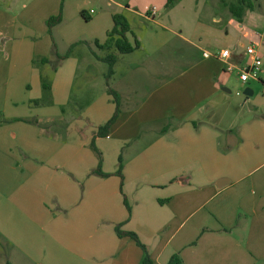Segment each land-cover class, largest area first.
Here are the masks:
<instances>
[{"label":"crops","instance_id":"obj_1","mask_svg":"<svg viewBox=\"0 0 264 264\" xmlns=\"http://www.w3.org/2000/svg\"><path fill=\"white\" fill-rule=\"evenodd\" d=\"M218 1L222 10L202 7V17L197 6L199 22L135 12L141 24H151L137 33L127 20V38L139 49L117 55L103 88L89 79L95 68L104 71L95 42L105 43L110 25L98 22L84 37L81 13L85 23H95L92 9L74 2L69 16L65 0H35L29 6L15 1L14 7L11 1L2 11L6 44L37 46L36 55H7L6 67L21 78L25 97L10 107L6 96L0 101V238L22 253V261L142 264L134 241L116 236L120 225L138 237L153 264H166L174 254L183 264H264V131L260 123L252 130L234 104L242 100L238 88L248 95L242 108L253 104L249 81L239 79L252 58L233 32L249 39L244 21L255 19L256 6L234 28L225 5L231 3ZM60 12L61 23L48 34L46 21ZM72 17L76 25L68 22ZM259 36L252 33L264 45ZM78 44L90 57L74 54ZM226 50L223 60L219 54ZM66 54L55 69L41 62ZM227 65L232 72H225ZM257 83L264 85V78ZM108 90L118 94L120 113L109 135L96 138L115 112ZM79 108L77 118L72 109ZM255 112L264 117V106ZM92 140L107 177L92 174L98 163ZM119 158L121 177L115 174Z\"/></svg>","mask_w":264,"mask_h":264},{"label":"rangeland","instance_id":"obj_2","mask_svg":"<svg viewBox=\"0 0 264 264\" xmlns=\"http://www.w3.org/2000/svg\"><path fill=\"white\" fill-rule=\"evenodd\" d=\"M13 1V7L15 6V1L17 3L21 1V3H24L25 5L29 6L33 3L35 0H0V16L3 15L2 11L6 10L7 5ZM228 3H235L236 0H224ZM67 2V3H66ZM78 2L80 6L84 7L86 11L93 10L94 15H92V19L94 20V17H98L95 23H85L83 18L82 20V27H83V36L90 38L95 33V24L98 22H101V25L104 23H107L110 25V30L113 27V22L111 19V15L114 14H121L123 15L126 20L131 24L134 31L137 33L142 32L143 30L147 29V27L150 26L151 23L142 20L144 23H140V18L136 15L137 13H142L145 15L146 12L151 11L152 9H155L158 13L157 18L159 15H161L159 18L162 21H168L169 17L174 19L175 22H179V20L182 18L183 15H188L192 17L195 22H199V19H197V6H199V14H201L200 17L203 16L204 11L208 7L216 6L219 10H222V5L219 3V1L215 0H174L170 5H167L168 0H65L66 3V9L67 14L70 16L71 10L70 6L72 3ZM114 3H118L119 5H123V7L118 8ZM62 4V2L60 1ZM255 19L249 17L245 19L244 26L248 29L249 39H243L240 37V31L236 30V33L233 32V38L235 40L241 39L243 42V51L248 47L250 42H253L255 50L260 54L261 62H264V45H262L261 41L258 39L260 37V34H264V0H257V3L255 4ZM125 7L130 8V11H126ZM204 7V11L201 12L200 8ZM14 10V8H13ZM12 10V11H13ZM227 14L228 11H226ZM13 14V13H12ZM226 14V13H225ZM4 16V15H3ZM74 17L69 19L68 22L74 23ZM234 25L233 27L236 28V24L238 21L234 19ZM237 21V22H236ZM80 24V23H79ZM76 25V24H75ZM162 30V29H161ZM255 33V35H258V37H252V33ZM130 36V35H129ZM131 37V36H130ZM262 37V36H261ZM250 41V42H249ZM20 43V40H18L15 44L8 43L6 44L5 40H3L2 35L0 36V101L4 102L3 98L5 96L7 97V104L8 107H10L15 101L18 99H24V93H21L19 91V85L22 83L21 78H17L18 75L14 74L11 75L8 70V65L10 63V60L8 61L7 55L16 54L17 52L23 53V54H30L33 53L36 55V45H18ZM83 44V43H82ZM75 48V47H74ZM96 52V49H94ZM64 52L67 51V49L63 50ZM61 51V53H64ZM74 54H76L80 59L84 57H90L88 51L84 49L83 45L78 44V46L73 50ZM11 53V54H10ZM118 54L114 49L111 50H101L98 51L99 56L105 57L109 54ZM32 55V54H30ZM35 57V56H34ZM40 59L34 58L33 63L36 68L41 69V62ZM122 61H120L121 63ZM82 63V60H81ZM7 66V67H6ZM102 70H99L98 68H95L94 70L90 71L91 76V83H96L100 88L104 87L105 81H107L106 75L108 72V65L106 63L100 65ZM174 67H178V65L174 64ZM4 70V71H3ZM5 70H8L7 72ZM259 76L264 78V74L259 73ZM81 75V78L78 81L81 83V80H83ZM231 79L234 80L237 83V80L235 79V75H231ZM249 84L251 85V88L254 92L253 96L250 97V100L253 101V104L248 107L245 105L242 108V102L244 100V90L239 89L238 91L241 92L242 100L239 101V99H236L235 101V112L241 111L244 112L246 117L250 118V124L251 129L254 130L257 123L261 124V131H264V117H261L260 114L255 112L256 106H264V85H261L257 83V80H250ZM233 94V95H232ZM231 96H235V92H232ZM247 97V96H245ZM238 98V97H236ZM43 102L39 101V104H42L43 106H47V102L45 100H42ZM255 102V103H254ZM239 104V105H237ZM35 106V105H32ZM38 107V106H37ZM36 108V107H33ZM73 115L77 118L81 117L83 114V109H72ZM123 111V110H122ZM251 130V131H252ZM125 146H123L124 148ZM127 147L124 149V154H127L126 152ZM122 153V152H121ZM121 164H124V161H127V156L125 157V160H121ZM117 171V170H116ZM118 176V175H117ZM119 177V176H118ZM22 253L19 252L18 249L11 247L9 245V242L5 238H0V264H28L26 261H22L20 259V256ZM67 260L69 261L68 257ZM71 262V261H69ZM36 264V263H34Z\"/></svg>","mask_w":264,"mask_h":264},{"label":"trees","instance_id":"obj_3","mask_svg":"<svg viewBox=\"0 0 264 264\" xmlns=\"http://www.w3.org/2000/svg\"><path fill=\"white\" fill-rule=\"evenodd\" d=\"M174 0H168L167 5H170ZM223 2V0H220ZM257 0H236L235 3H231V4H225L226 7L228 8L229 13L231 14V16L237 20L238 22L242 21V18L244 16V14L246 13V11H253L255 4H256ZM82 18H84V20L88 21L89 19L85 16V13L82 12L81 13ZM62 21V17H61V12L56 15V16H52L50 17L47 21H46V27L48 30V34L51 33V30L56 27L57 25H59ZM112 22H113V27L112 29L107 33V38L106 41L103 45H99L97 42H95V46L101 50L107 49V50H111L114 49L118 54H109L105 57H99L97 56V59L100 60L103 63H106L108 65V72L106 75V78L108 79L111 75H112V68L113 66L116 64L117 62V55H126V54H130L133 53L134 51L139 49V43L136 40H133L132 42H130L127 38L128 34H132L131 33V29L130 26L126 20V18L121 15V14H114L112 15ZM73 48V46H71L68 49V54L71 51V49ZM66 54L63 57L57 56L55 55V60L53 62L49 61L48 59H42L41 62L45 63V64H50L52 63L54 66V69L56 67V65L65 57H67ZM44 89L48 88L46 84L43 85ZM108 95L111 96L112 102L115 105V112L112 115V117L103 125L99 126L96 130L95 133V137L96 138H105L109 135L110 129L113 126V124L116 122L118 115H119V96L117 93H115L112 90H108ZM2 121L0 120V123ZM90 149L92 150V152L95 154L98 163H97V167L95 170L92 171L93 175H97L100 177H107V174L102 173L101 171V155L98 152V150L96 149L95 145H94V141L92 140L90 143ZM121 158L118 159V167H117V171L115 172L116 175H118L119 177H121V169H122V164H121ZM124 206L126 207V210L128 211V213L130 212V207L127 204V202L124 200ZM120 225H118L117 227H115L114 231L115 234L118 238H129L132 241H134V243L137 245V247H139L142 251L143 254V258H142V264H153L150 255L148 253V250L146 249V247L139 241L138 237L131 232H124L120 229ZM166 264H183L182 259L180 258V256L178 254H174L172 255L168 262Z\"/></svg>","mask_w":264,"mask_h":264},{"label":"built area","instance_id":"obj_4","mask_svg":"<svg viewBox=\"0 0 264 264\" xmlns=\"http://www.w3.org/2000/svg\"><path fill=\"white\" fill-rule=\"evenodd\" d=\"M157 11L152 9L150 11V16L156 15ZM246 55L252 58V63L244 68L239 70V79L242 83H246L250 80H258L259 79V71L262 65L260 58L257 56L255 48L253 46H249L246 49ZM208 53H204V57H208ZM219 57L223 60H226L229 57V52L223 51L219 54ZM233 70V66L227 65L225 68V72L230 73Z\"/></svg>","mask_w":264,"mask_h":264},{"label":"water","instance_id":"obj_5","mask_svg":"<svg viewBox=\"0 0 264 264\" xmlns=\"http://www.w3.org/2000/svg\"><path fill=\"white\" fill-rule=\"evenodd\" d=\"M244 95H245V96H248L247 93H245V92H244Z\"/></svg>","mask_w":264,"mask_h":264}]
</instances>
